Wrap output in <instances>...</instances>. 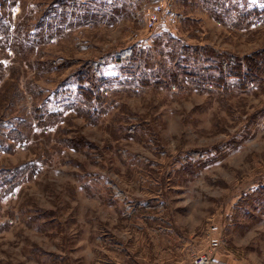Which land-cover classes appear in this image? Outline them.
<instances>
[{
    "label": "rangeland",
    "instance_id": "1",
    "mask_svg": "<svg viewBox=\"0 0 264 264\" xmlns=\"http://www.w3.org/2000/svg\"><path fill=\"white\" fill-rule=\"evenodd\" d=\"M200 257L264 264V0H0V264Z\"/></svg>",
    "mask_w": 264,
    "mask_h": 264
},
{
    "label": "built area",
    "instance_id": "2",
    "mask_svg": "<svg viewBox=\"0 0 264 264\" xmlns=\"http://www.w3.org/2000/svg\"><path fill=\"white\" fill-rule=\"evenodd\" d=\"M162 7H163V4L158 7V9H157V10H159L158 13L154 17L152 16L153 19L150 22V24H151V27L153 29H156L157 26H159L158 24L161 21L162 13H163V8ZM207 262H208V258L200 257V259L198 260L197 263L198 264H206Z\"/></svg>",
    "mask_w": 264,
    "mask_h": 264
},
{
    "label": "trees",
    "instance_id": "3",
    "mask_svg": "<svg viewBox=\"0 0 264 264\" xmlns=\"http://www.w3.org/2000/svg\"><path fill=\"white\" fill-rule=\"evenodd\" d=\"M103 9V8H102ZM123 54H129L128 53V51H125V52H122ZM244 60H245V65H246V63L250 60V58L249 59H247V58H244ZM247 61V62H246ZM243 64H244V62H239V63H236L235 64V68L237 69V67H238V69L240 70V73L238 74H235V76H237V77H243V78H245L246 77V75H244V74H246V73H243L242 75H241V72H242V70H243ZM212 66H215V68H219V66H223L224 68H226V70H229V71H232L233 70V66H228L227 64H224V63H219V65L218 66H216V63H214V64H211Z\"/></svg>",
    "mask_w": 264,
    "mask_h": 264
}]
</instances>
